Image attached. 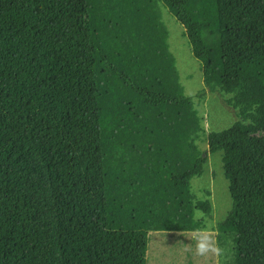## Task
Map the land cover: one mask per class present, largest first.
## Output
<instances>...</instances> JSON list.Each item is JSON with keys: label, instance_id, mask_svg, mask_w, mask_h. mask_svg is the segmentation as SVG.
I'll use <instances>...</instances> for the list:
<instances>
[{"label": "trees", "instance_id": "1", "mask_svg": "<svg viewBox=\"0 0 264 264\" xmlns=\"http://www.w3.org/2000/svg\"><path fill=\"white\" fill-rule=\"evenodd\" d=\"M159 1L0 0V264H148L150 231L204 228L190 215L185 223L153 222L149 211L136 217L139 199L158 197V183L168 190L161 198L176 196L184 207L206 162L191 143L200 129L191 99L177 78L166 79L174 58ZM164 2L203 64L205 88L238 111L230 128L208 137L210 153H222L232 199L219 243L232 241L230 264H264V0ZM108 74L122 90L116 95L137 99L134 121L143 125L136 134L114 120L111 110L129 104L104 85ZM158 106L187 115L164 123ZM177 130L185 132L184 145L168 151L179 160L165 149L154 152ZM143 156L157 169L141 187L132 181L136 200H124ZM196 208L210 212L207 202ZM75 223L92 227H63Z\"/></svg>", "mask_w": 264, "mask_h": 264}, {"label": "rangeland", "instance_id": "2", "mask_svg": "<svg viewBox=\"0 0 264 264\" xmlns=\"http://www.w3.org/2000/svg\"><path fill=\"white\" fill-rule=\"evenodd\" d=\"M158 7V10L161 14V22L163 23L165 30V39L167 41L166 43L169 50L168 52L172 55V58H174L173 68H166L168 74L166 79L170 81L177 78L182 87L181 90L183 95L191 99V113L194 114L192 117L193 123H198L200 127L199 134L196 137L191 138V143H193L197 148H199L200 152L203 153V157H205L206 162L204 165L203 174L201 176L193 177L190 181V200L189 203L184 205V207H179L176 196L174 197L172 195L170 199L161 198V195H165L168 190L165 189L163 184L158 183V185H160L158 188L153 187V192L157 193L158 197L151 196L147 200L145 198H142V200L139 199L136 217H143L141 213H143V211H149V215L145 216L147 220L151 219L153 222H164V220L174 222V219L178 220L184 218L182 223H185L188 215H190L195 221H202L204 223L203 227L209 229L219 243L218 225L227 217L229 211L231 210L232 199L229 188L230 184L224 175L222 153H210L208 137L213 132H221L230 128L237 120L238 111L228 106L221 93L212 92L205 88L203 64L196 58L192 45L185 34L183 25L170 12L169 8L165 5L164 0L159 1ZM114 21L119 25L124 24V22L118 17H114ZM30 42L33 43L31 37ZM101 44L107 50L113 48H108V44L105 42H102ZM120 51H122L121 48L116 51L114 56H116ZM104 79V85L108 86L114 94L116 91L122 92L116 81L111 78L109 74L104 75ZM36 92V99L39 107L38 123L40 129L43 131V97L39 88H37ZM115 96L123 104H129V107L126 109V111L121 110L122 112L116 107L114 110H111L114 120L117 121V125L118 127H121L123 133L130 129L134 134H136L142 129L143 125V120H137L138 122L134 121V118L139 111V106L137 104L138 102L136 103V97L132 92L121 96L115 94ZM158 107H161L157 108L160 109V111L157 110V112L164 123L179 119V116L181 119H183L187 115L185 109L180 107L178 109L173 107H167V109L163 108V106ZM154 109L155 107H151L150 112L156 113ZM142 117L144 120L146 119L145 113L142 115ZM189 118L190 120H186V122H188V125H191L192 118ZM184 135L185 132H180V130H177L165 138H160V144L157 149L154 150V152H157L159 149H165L168 151L169 147L172 150H174V148L179 149L180 145H182L184 142ZM180 141H182V143ZM132 146L141 150V148H139V144L134 143ZM150 146L155 145L150 144ZM171 152L173 151H168V156L172 159L179 160V157L176 158V156H171ZM185 152L188 154L187 157L191 159L193 158V153H187V151ZM165 159H167V157ZM114 162V166L117 164L119 166L121 165L120 159L118 161L115 160ZM138 163V167L134 169V172L131 171L130 173L131 182L127 183L129 185L126 186L125 189L123 188V193H121V197L124 198V200L127 198H133L136 200L134 197H137V193L134 190L131 191L132 181L141 187L144 185V178H146L145 174H154V170L157 169V167H154L153 158L148 159L146 156H143ZM165 163L166 162L164 161L161 168H159L162 172L164 170ZM124 170L129 171L126 169ZM161 177L164 179L163 176ZM122 198H119L116 202L118 208L123 202ZM200 202H207L208 206L210 207V212L197 209V203ZM113 217H115L114 213ZM49 225L53 226L52 223ZM171 226L172 224L168 225V227ZM63 227L89 228L92 226H83L81 224L75 223L65 224ZM192 233L193 232L183 231H150L149 251L147 254L148 264H230L232 258V241L230 239L223 237V243H219V246L224 249L223 255L219 257H201L195 254L194 242L192 243L191 247L187 246L191 244L190 239Z\"/></svg>", "mask_w": 264, "mask_h": 264}, {"label": "clouds", "instance_id": "3", "mask_svg": "<svg viewBox=\"0 0 264 264\" xmlns=\"http://www.w3.org/2000/svg\"><path fill=\"white\" fill-rule=\"evenodd\" d=\"M245 123H248V121H245ZM190 240H191V244L187 246L191 247L192 243L194 242V251L195 254L198 256L219 257L224 253V249H222L219 246L218 241L216 240L215 236L212 234V232L209 229L201 228L195 230L192 233Z\"/></svg>", "mask_w": 264, "mask_h": 264}]
</instances>
